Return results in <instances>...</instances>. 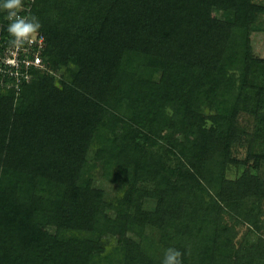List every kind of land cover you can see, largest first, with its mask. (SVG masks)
I'll return each instance as SVG.
<instances>
[{
  "label": "trees",
  "instance_id": "trees-1",
  "mask_svg": "<svg viewBox=\"0 0 264 264\" xmlns=\"http://www.w3.org/2000/svg\"><path fill=\"white\" fill-rule=\"evenodd\" d=\"M262 13L35 0L53 71L0 90V264H162L169 247L264 264Z\"/></svg>",
  "mask_w": 264,
  "mask_h": 264
},
{
  "label": "built area",
  "instance_id": "built-area-1",
  "mask_svg": "<svg viewBox=\"0 0 264 264\" xmlns=\"http://www.w3.org/2000/svg\"><path fill=\"white\" fill-rule=\"evenodd\" d=\"M33 3V0L24 2L19 14L30 15ZM8 23L7 19L0 22V90L19 93L25 84L32 81L34 71H51L44 57L47 40L43 32H38L22 48H12Z\"/></svg>",
  "mask_w": 264,
  "mask_h": 264
},
{
  "label": "clouds",
  "instance_id": "clouds-1",
  "mask_svg": "<svg viewBox=\"0 0 264 264\" xmlns=\"http://www.w3.org/2000/svg\"><path fill=\"white\" fill-rule=\"evenodd\" d=\"M34 2V0H33ZM24 8V0H2L0 9L4 10L9 21L7 32L9 34V44L12 48L19 49L31 42L32 37L41 28L39 19L34 15H20ZM182 253L172 247L166 249L162 264H182Z\"/></svg>",
  "mask_w": 264,
  "mask_h": 264
},
{
  "label": "rangeland",
  "instance_id": "rangeland-1",
  "mask_svg": "<svg viewBox=\"0 0 264 264\" xmlns=\"http://www.w3.org/2000/svg\"><path fill=\"white\" fill-rule=\"evenodd\" d=\"M212 14L218 15L215 12ZM254 29H255V32L252 35L253 44H254V46H253L254 52L259 57L264 58V13L259 15L258 23L255 25ZM52 71H53V69L50 72H52ZM53 73H55V71ZM155 204L156 203L151 199L146 201V207L151 208Z\"/></svg>",
  "mask_w": 264,
  "mask_h": 264
}]
</instances>
